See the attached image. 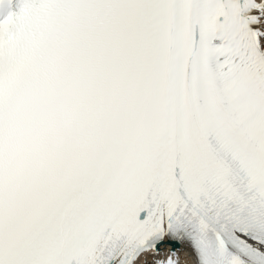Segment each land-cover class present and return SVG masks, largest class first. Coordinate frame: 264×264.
I'll list each match as a JSON object with an SVG mask.
<instances>
[{
	"label": "snow or ice",
	"instance_id": "snow-or-ice-1",
	"mask_svg": "<svg viewBox=\"0 0 264 264\" xmlns=\"http://www.w3.org/2000/svg\"><path fill=\"white\" fill-rule=\"evenodd\" d=\"M0 9V264H264V0Z\"/></svg>",
	"mask_w": 264,
	"mask_h": 264
},
{
	"label": "bare ground",
	"instance_id": "bare-ground-1",
	"mask_svg": "<svg viewBox=\"0 0 264 264\" xmlns=\"http://www.w3.org/2000/svg\"><path fill=\"white\" fill-rule=\"evenodd\" d=\"M166 248H168V246L167 245H165V249ZM170 249V248H169ZM176 250H178L180 253H182L183 255H185L186 254V252H185V249L183 248V247H178Z\"/></svg>",
	"mask_w": 264,
	"mask_h": 264
}]
</instances>
